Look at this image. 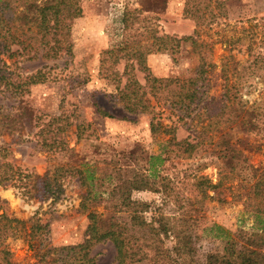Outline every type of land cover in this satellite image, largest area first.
I'll return each mask as SVG.
<instances>
[{
	"label": "rangeland",
	"instance_id": "1",
	"mask_svg": "<svg viewBox=\"0 0 264 264\" xmlns=\"http://www.w3.org/2000/svg\"><path fill=\"white\" fill-rule=\"evenodd\" d=\"M70 2L80 14L59 18L56 58L0 51V123H11L0 130V162L15 172L12 181L0 185V215L23 221L3 240L9 263L63 264L52 253L43 258L39 253L84 241L92 210L105 218L118 216L134 251L130 264H204L208 254H224L226 234L243 230L242 243L248 233L259 232L264 223V0ZM161 36L168 44L155 51ZM239 36L241 42L230 47L228 39ZM138 52L144 55L142 65ZM227 61L236 69L230 82L237 79L242 86V98L233 103L246 106L255 129L238 122L224 127L223 117H217L223 121L216 128L208 126L227 103ZM38 71L43 80L23 82ZM185 78H194L199 87L188 111L173 105L168 93ZM129 84L165 87L146 92L152 112L130 113L120 106L116 90ZM58 115L62 119L47 125ZM152 116L160 123L156 133ZM78 124L84 125L80 138ZM56 125L61 146L44 148L41 134L47 131L49 138ZM79 168L93 170L96 177L82 184ZM140 173L157 190L123 187ZM53 174L57 186L45 192L44 178ZM90 188L102 199H86ZM126 195L147 203L139 213L146 224L115 212L114 203ZM160 223L167 234L152 228ZM174 230H183L178 239ZM252 246L264 251L259 241ZM88 252L97 264L116 263L108 239L93 240Z\"/></svg>",
	"mask_w": 264,
	"mask_h": 264
},
{
	"label": "trees",
	"instance_id": "2",
	"mask_svg": "<svg viewBox=\"0 0 264 264\" xmlns=\"http://www.w3.org/2000/svg\"><path fill=\"white\" fill-rule=\"evenodd\" d=\"M79 12L78 7L74 6L70 0H0V51L4 50L8 52L9 56L17 53L21 56H26V58H33L40 52L44 58H56L58 56V20L63 16H78L80 14ZM198 29L199 25L197 24L194 30L196 36L199 34ZM242 37L243 36L229 38L228 43L230 44V47L236 42H241ZM184 38L192 42L196 41L195 36H186ZM158 39H160V42L155 51H164L166 48L165 44H168V42L164 40L165 38L163 36ZM168 40L174 41V38L171 36ZM175 41L178 42L179 38L175 39ZM12 45H15L16 48L12 49ZM135 56L137 62L142 65L144 58L143 53L138 52ZM203 64L204 62L202 61L200 63V69H202ZM235 71V67H231V63L227 61L223 69L224 93L227 98V103L222 105L220 111L215 115L214 120L208 123V126L216 128L224 119V127L238 122L244 129H255L258 125L249 115L250 111L244 108L246 106L243 104L238 106V103H233V101H240L242 98V95L239 92V88L242 86L237 84V79L236 81L230 82V76L233 75ZM149 79L155 82L162 81V79L150 76ZM41 80H43V75H41L39 71L34 74L26 75L23 78V82L26 85ZM195 84L194 78H185L179 86L168 88V93L172 98V104L177 105L180 109L185 111L193 109L195 99L198 98L197 92L199 88ZM163 88L165 87H158L150 84V87L145 89L144 86L139 84H129L124 85L123 87H118L116 90V97L120 106L127 112H152L148 105L146 92L153 95L159 90L161 91ZM97 110L103 115L111 116L100 107H97ZM225 111L226 115H224ZM153 117L154 116H152L150 127L151 131L156 133L160 127V123L159 121L154 120ZM217 117H223V119L220 121ZM60 119H62L61 115L52 116L47 122V125L56 123ZM3 125H8V127H10L11 123H0V130ZM82 126L84 125H76L78 138L82 137ZM59 129L60 127L57 126L55 130H50V135L52 136L49 138L47 137V131L41 134V144H43V146L46 145L49 149L52 147H55V149L59 148L62 143V137L58 135L60 133ZM156 157L157 156L154 157L151 155L149 158L152 159ZM10 165L11 164L7 162H0V167L7 166V168H5L6 170L0 172V185L12 181L15 177V172L11 170ZM148 168H150V170L153 169L152 165ZM77 174L82 184H85L87 180H92L96 177L93 175V170L89 169L82 170L79 168ZM55 178V174L48 179L44 178L45 192H49L56 188L57 185L54 182ZM256 184L258 185L260 183L258 182ZM262 184L264 191V183L262 182ZM123 187L127 188L128 192L133 189L157 188L150 185L148 177L144 173H140L136 180L128 182V184ZM87 195L88 197L86 199L88 200L102 199V195H96L91 188L87 190ZM127 196L128 195H126V197L122 196L120 201L114 203L116 208H118L115 212H125L126 218L129 220L139 219L140 223L143 222L146 224L143 219H140L139 213L147 209V203L131 200ZM87 217L88 236L84 241L80 243L48 247L39 253L40 258L52 253V259L58 260L63 264H97L88 252L91 243L93 240L108 239L113 243L115 248V264H130L133 261L134 251L128 244L125 228L118 221V216L113 215L105 218L102 213H97L92 210L89 211ZM121 217L123 216L121 215ZM1 219L3 221H1ZM0 221V264H10L8 261L9 252L3 244V240L9 228H18V225L22 227L23 221L15 217H8L3 213L0 215ZM11 223H14V226H11ZM152 228H156L155 230L158 231V233L167 234L168 227L161 223L160 226H152ZM242 231L243 230L239 229L234 234H226L224 254L221 256L208 254L206 256L207 262L204 264H264V251L252 246L254 240L264 244V223L259 232L253 231L248 233L246 236L242 237L245 241L240 243L239 237L242 235ZM171 232H173V235L178 239L180 232H183V230L178 231V233L175 230ZM174 247L178 253H181L183 250L179 246Z\"/></svg>",
	"mask_w": 264,
	"mask_h": 264
}]
</instances>
